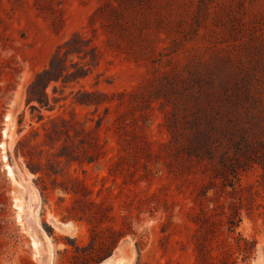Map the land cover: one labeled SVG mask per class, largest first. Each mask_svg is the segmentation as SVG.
<instances>
[{
    "label": "rangeland",
    "instance_id": "1",
    "mask_svg": "<svg viewBox=\"0 0 264 264\" xmlns=\"http://www.w3.org/2000/svg\"><path fill=\"white\" fill-rule=\"evenodd\" d=\"M113 253L264 264V0H0V264Z\"/></svg>",
    "mask_w": 264,
    "mask_h": 264
},
{
    "label": "water",
    "instance_id": "2",
    "mask_svg": "<svg viewBox=\"0 0 264 264\" xmlns=\"http://www.w3.org/2000/svg\"><path fill=\"white\" fill-rule=\"evenodd\" d=\"M114 253L113 254H111L108 258H106L105 260H103L101 263H99V264H115L116 262H117V259H118V257H119V255H116L117 257L116 258H114Z\"/></svg>",
    "mask_w": 264,
    "mask_h": 264
},
{
    "label": "trees",
    "instance_id": "3",
    "mask_svg": "<svg viewBox=\"0 0 264 264\" xmlns=\"http://www.w3.org/2000/svg\"><path fill=\"white\" fill-rule=\"evenodd\" d=\"M43 74L49 76L48 84H50L52 81H58L59 80V78H56V76H51L52 70H46ZM54 75H56V72ZM40 76H42V75H39L38 77H40ZM54 79H56V80H54Z\"/></svg>",
    "mask_w": 264,
    "mask_h": 264
},
{
    "label": "bare ground",
    "instance_id": "4",
    "mask_svg": "<svg viewBox=\"0 0 264 264\" xmlns=\"http://www.w3.org/2000/svg\"><path fill=\"white\" fill-rule=\"evenodd\" d=\"M10 173V175H13V173H12V170L9 172ZM19 208V207H18ZM20 210H21V208H20ZM34 247H38V242H36V241H34ZM40 245V244H39ZM117 254H115L114 255V258H116L117 256H116ZM40 262V261H39ZM106 264V263H105ZM115 264H125V262H124V260L123 259H121L120 258V256L118 257V259H117V262L115 263Z\"/></svg>",
    "mask_w": 264,
    "mask_h": 264
}]
</instances>
